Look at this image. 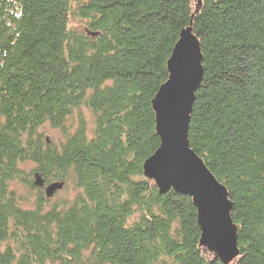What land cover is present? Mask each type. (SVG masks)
<instances>
[{"label": "trees", "instance_id": "16d2710c", "mask_svg": "<svg viewBox=\"0 0 264 264\" xmlns=\"http://www.w3.org/2000/svg\"><path fill=\"white\" fill-rule=\"evenodd\" d=\"M187 27L203 58L189 146L227 190L233 264H264V0H0V264H221L191 199L142 173ZM31 174L72 198L50 203Z\"/></svg>", "mask_w": 264, "mask_h": 264}, {"label": "water", "instance_id": "95a60500", "mask_svg": "<svg viewBox=\"0 0 264 264\" xmlns=\"http://www.w3.org/2000/svg\"><path fill=\"white\" fill-rule=\"evenodd\" d=\"M201 0H197L198 5ZM202 54L191 27L182 30L166 62L167 80L151 101L159 147L142 165L143 176L159 194L174 191L191 199L200 229L199 246L221 264H233L238 256L237 227L230 213L226 188L206 168L189 146L188 127L195 93L203 79ZM33 184L43 187L46 198L63 188L62 182L44 185L39 176Z\"/></svg>", "mask_w": 264, "mask_h": 264}, {"label": "rangeland", "instance_id": "374dc122", "mask_svg": "<svg viewBox=\"0 0 264 264\" xmlns=\"http://www.w3.org/2000/svg\"><path fill=\"white\" fill-rule=\"evenodd\" d=\"M82 25H83V23L80 22L78 19L71 17L70 23H69L70 28L82 30ZM41 131H42V133H44L43 135H44V138L47 141V143H49L50 141L51 142L53 141L54 143L57 144V143H59V141H62L60 133L57 130H53L50 127L48 128V127L44 126L41 129ZM24 165H25V167H22V169L28 173H30V171L33 168L35 169V166L31 163L30 164L26 163ZM35 179L36 178L33 176V174H31L30 180L32 182H34ZM51 182H53V181H51ZM16 186L17 185H15L13 187V188H15V190H16ZM41 188H42L41 191L44 194L43 187H41ZM17 192L19 193V195L22 198L25 199V202L22 203V206L26 209L31 208L33 206L36 194L38 195V190L37 189H31L27 185L20 184L19 186H17ZM72 196H73L72 192L70 190L66 191L64 186H63V188L61 190H59L58 192H56L54 194V196L52 198H50L49 200H50V203H53V202L58 203L60 200L62 201L64 198L67 200L71 199Z\"/></svg>", "mask_w": 264, "mask_h": 264}]
</instances>
